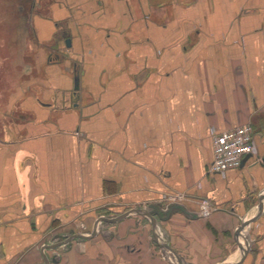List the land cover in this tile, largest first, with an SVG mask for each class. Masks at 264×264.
Returning <instances> with one entry per match:
<instances>
[{
    "label": "crops",
    "instance_id": "obj_1",
    "mask_svg": "<svg viewBox=\"0 0 264 264\" xmlns=\"http://www.w3.org/2000/svg\"><path fill=\"white\" fill-rule=\"evenodd\" d=\"M31 4L35 74L0 116V264H264V0ZM243 124L257 153L210 172L214 132Z\"/></svg>",
    "mask_w": 264,
    "mask_h": 264
},
{
    "label": "rangeland",
    "instance_id": "obj_2",
    "mask_svg": "<svg viewBox=\"0 0 264 264\" xmlns=\"http://www.w3.org/2000/svg\"><path fill=\"white\" fill-rule=\"evenodd\" d=\"M32 0H0V116L10 91L34 73ZM45 2L40 11L45 12ZM21 120V118H18Z\"/></svg>",
    "mask_w": 264,
    "mask_h": 264
},
{
    "label": "built area",
    "instance_id": "obj_3",
    "mask_svg": "<svg viewBox=\"0 0 264 264\" xmlns=\"http://www.w3.org/2000/svg\"><path fill=\"white\" fill-rule=\"evenodd\" d=\"M257 151L255 130L252 124L239 125L219 133L214 132V158L209 171L225 174L227 170L240 167L245 157L254 155ZM165 199V201H170L178 197L171 195Z\"/></svg>",
    "mask_w": 264,
    "mask_h": 264
},
{
    "label": "water",
    "instance_id": "obj_4",
    "mask_svg": "<svg viewBox=\"0 0 264 264\" xmlns=\"http://www.w3.org/2000/svg\"><path fill=\"white\" fill-rule=\"evenodd\" d=\"M75 81H76V87L78 88V85H79V75L76 76ZM259 200H260V203H259L258 206H257V212H260L261 209H262L263 206H264V204H263L264 194H261V195L259 196ZM152 208H153V210L150 212V214H155V215H157L159 218H163V217H162V213H164V212H161V211L159 210V207H158V206H152ZM176 208L181 209V210L184 209V208H183L182 206H180V205H174V206H172L171 208H169L164 214H165L166 216H169V215L171 214V212H172L174 209H176ZM256 215H257V214H256ZM256 215H254V216H252V217H250V218H246V219H244V220L242 221V225H241L242 230H246V229L249 227L250 223L256 218ZM155 233H156V232H155ZM163 245H164L166 248L169 249V246H167L166 244H163Z\"/></svg>",
    "mask_w": 264,
    "mask_h": 264
}]
</instances>
